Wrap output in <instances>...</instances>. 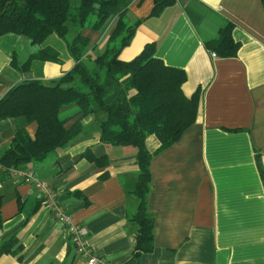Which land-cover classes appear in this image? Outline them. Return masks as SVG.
Instances as JSON below:
<instances>
[{"label":"crops","instance_id":"obj_1","mask_svg":"<svg viewBox=\"0 0 264 264\" xmlns=\"http://www.w3.org/2000/svg\"><path fill=\"white\" fill-rule=\"evenodd\" d=\"M127 1V19L138 25L120 58L130 61L153 44L156 57L185 70L186 96L201 90L198 118L177 142L158 151V137L146 141L154 153L148 197L155 216L153 251L134 255L136 148L102 142L101 113L81 116L76 106L65 107L67 128L78 120L83 128L44 162L26 167L52 186L74 222L88 228V245L102 259L98 264H264V184L256 161L259 156L264 166V4L176 0L152 15L155 0ZM116 20L82 31L90 39L85 60L97 48L105 50ZM228 23L238 54L214 56L206 42ZM43 47L54 48L60 62L36 59L20 71L12 61L28 58V39L0 36V99L17 84H52L71 71L75 60L63 39L52 34ZM21 128L34 138L38 123L26 117L0 120V159ZM86 151L109 163L98 165ZM0 219V243L16 237L19 246L2 255L0 264H87L65 227L41 206L36 186L12 176L1 161Z\"/></svg>","mask_w":264,"mask_h":264},{"label":"trees","instance_id":"obj_2","mask_svg":"<svg viewBox=\"0 0 264 264\" xmlns=\"http://www.w3.org/2000/svg\"><path fill=\"white\" fill-rule=\"evenodd\" d=\"M176 0H155L152 15L175 3ZM264 4V0H261ZM127 0H0V36H25L29 56L12 63L20 71L30 68L33 60L60 62L59 53L52 47H43L52 34L63 39L75 60L71 71L52 84L39 80L23 82L12 87L0 99V120L26 117L36 121L38 130L32 138L25 128L19 129L11 147L1 157L8 168H27L30 162H44L52 152L67 145L83 124L63 114L65 107L74 105L76 115L101 113V140L109 145L136 148L138 174L131 194L137 200V209L130 216L138 225L134 255L153 251L155 216L148 208L151 192L150 163L153 154L146 141L155 135L161 142V151L177 142L183 132L198 118L201 90L188 97L182 90L187 79L185 70L166 65L155 55V46L148 44L130 61L119 56L136 30L138 22H129L126 16ZM116 17L105 50L85 59L90 39L83 35L85 28L102 29ZM233 24L218 31V37L206 42L208 48L222 58L236 57L239 42L232 35ZM89 160L106 166V156L96 157L91 151L84 153ZM264 184V166L256 158ZM1 224V219H0ZM16 237L0 243V257L16 253Z\"/></svg>","mask_w":264,"mask_h":264},{"label":"built area","instance_id":"obj_3","mask_svg":"<svg viewBox=\"0 0 264 264\" xmlns=\"http://www.w3.org/2000/svg\"><path fill=\"white\" fill-rule=\"evenodd\" d=\"M215 56L216 54L213 53ZM8 172L23 181L33 183L40 192L41 206L43 209L52 213L55 219L62 224L73 244L76 252L87 260V264H98L102 259L88 245V228L80 223L73 221L70 214L60 203L57 192L45 180L37 177L36 173L29 168H8Z\"/></svg>","mask_w":264,"mask_h":264},{"label":"rangeland","instance_id":"obj_4","mask_svg":"<svg viewBox=\"0 0 264 264\" xmlns=\"http://www.w3.org/2000/svg\"><path fill=\"white\" fill-rule=\"evenodd\" d=\"M129 22H131L130 20H129ZM133 23V22H132ZM102 32V30L100 31V33ZM99 53H100V49H96V50H94L92 53H91V58H93V57H95V56H97V55H99ZM88 63H89V59H87L86 60ZM89 64H91V63H89Z\"/></svg>","mask_w":264,"mask_h":264}]
</instances>
